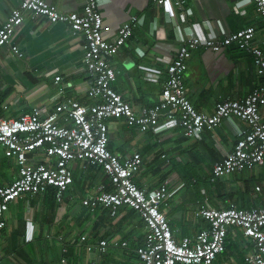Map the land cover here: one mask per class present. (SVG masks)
I'll list each match as a JSON object with an SVG mask.
<instances>
[{
    "label": "crops",
    "instance_id": "0c3cea01",
    "mask_svg": "<svg viewBox=\"0 0 264 264\" xmlns=\"http://www.w3.org/2000/svg\"><path fill=\"white\" fill-rule=\"evenodd\" d=\"M20 1L0 0V26ZM47 1L64 12L82 9L81 0ZM236 1L188 0L187 6L191 12L189 19L199 32L203 33L201 23L204 31L212 30L220 38L241 28L254 26L256 33L252 45L264 51V19L253 3L241 7V11L237 12ZM101 11L108 25L104 31L107 38H113L119 26L132 14H145L147 24L158 19L160 31L167 39H173V29L165 20L164 10L158 8L153 0H104ZM204 21L207 24L210 22V25L205 26ZM153 41L154 37L149 34L147 26L138 27L132 38L111 58V64L118 71L113 85L137 111L155 104L162 90L161 83L143 78V69L140 67L143 65L166 69V64L156 59L157 51L149 47ZM12 43L18 45L22 56L15 54L11 45L0 49L1 117H17L35 110L44 117L52 113L64 97L85 104L93 101L87 94L91 76L84 63L81 33L73 31L66 23H51L45 16L34 19L29 17L18 26ZM136 45L145 49V56H139L134 51ZM126 56H130L136 66L127 69L123 65ZM257 69L255 55L239 48L235 43L217 53L199 47L193 50L188 61L184 85L197 110L212 113L221 99L243 98L258 87L262 77ZM57 76L62 78L58 82L55 81ZM261 110L264 120V106ZM107 123L109 149L113 153L122 159L136 152L142 155V165L132 173V180L143 189L167 184L169 198L161 208L169 219L176 238L195 236L208 226L198 209L201 204L217 208L216 204L209 206L213 198H216L220 208L228 207L231 203L243 207L237 202L239 195L243 200L250 201L247 208L264 205L263 182L252 186L248 179L237 181L236 184L240 187L231 188L227 192L218 186L210 196L207 189L197 186L199 177L194 178L191 184L196 186V202H192L193 198L186 201L183 194L178 198L171 188L172 183L182 176L178 164H190L189 161L183 163L180 152L189 153L197 167L205 162L206 179L209 183H218L229 175L211 180L214 163L223 157L222 147L232 149L238 139L235 132L247 128L239 118L233 117L215 128H205L198 140L186 137L181 128L162 134L142 132L128 127L123 117H112ZM198 143L201 144L197 145ZM164 144L166 149L163 148ZM158 145L160 147L153 149ZM170 153L174 156H169ZM1 157L4 161L2 160L3 164L0 163V170L3 166H10L11 173H4L0 184L9 185L18 176L19 166L16 162H8V157L3 153H0V159ZM37 159L43 160V157L40 155ZM82 166V161L73 162V173L78 176V180L65 192L61 201L56 199L54 189L49 188L39 194H25L10 203L5 213L6 227L0 230V264H59L62 258L66 261L61 264H96L98 261L136 264L135 248L142 243L146 232L142 218L138 212L127 207L121 208L117 215L112 216L107 207L98 206L92 210L83 205L84 198L95 195L98 184L109 183V176L86 170ZM255 166L264 167V162ZM259 174L264 176V168ZM191 175L196 176L192 172ZM79 190L84 192L81 196L78 195ZM245 191L246 195L243 196ZM230 233L238 246L240 242L244 243L245 261L246 254L252 248L251 243L239 229H231ZM102 239L110 244L107 252L100 256L96 245ZM118 240L127 241L128 245L114 247L111 243ZM91 245L95 247L88 250ZM219 256L215 264L222 259L221 254ZM224 259L228 261L227 258Z\"/></svg>",
    "mask_w": 264,
    "mask_h": 264
},
{
    "label": "built area",
    "instance_id": "2783aa9c",
    "mask_svg": "<svg viewBox=\"0 0 264 264\" xmlns=\"http://www.w3.org/2000/svg\"><path fill=\"white\" fill-rule=\"evenodd\" d=\"M82 9L64 12L47 0H21L0 26V49L11 45L12 51L22 56L12 38L27 18L45 16L51 23L63 22L83 36L84 63L91 76L88 96L93 100L85 104L76 99L64 97L55 110L42 117L35 110L17 117L0 116V153L13 159L19 166V173L9 185L0 184V229L6 227L5 213L12 201L25 194L35 195L55 191L58 201L74 181L73 162L82 161L83 168L91 164L103 167L111 178L112 190L104 184L96 187L95 195L84 198L83 205L92 210L98 206L109 208L111 215L123 206L138 212L144 220L146 232L143 242L137 246L136 264H215L225 251L228 233L231 229L241 230L252 248L245 256V264H264V205L249 208L231 203L225 208L208 207L201 204L199 215L208 223L195 236L176 238L169 219L161 206L167 204L169 189L166 183L153 189L139 187L131 178L142 165L141 153L122 159L109 149V128L107 120L123 117L128 127L142 132L162 134L181 128L183 134L194 140L201 138L205 128H215L233 117L245 122L247 128L235 132L237 142L232 149L222 147L223 157L212 168L211 180L227 174L250 169L264 162V120L261 108L264 106V51L254 47L256 28L248 26L218 37L214 31L199 32L189 19L191 14L188 0H153L164 10L167 23L172 26L173 39H167L158 28V19L146 23L145 14H132L123 22L113 38H107L101 6L104 0H81ZM253 3L264 19V0H237L235 10ZM159 10V9H158ZM205 26L210 22L204 21ZM147 26L154 37L150 49L157 51L156 59L166 64V69L140 65L143 78L162 84L157 102L151 106L134 109L113 86L118 71L110 58L132 38L135 29ZM163 27V26H162ZM235 43L239 48L255 55L257 72L261 84L243 98H224L217 102L212 113L197 110L187 95L184 85L188 61L193 50L204 47L213 53ZM134 51L145 56V49L136 45ZM123 65L127 69L136 66L130 56ZM57 76L55 81L61 80ZM7 108V105H4ZM38 152L43 161L33 152ZM165 156V155H163ZM259 189V188H258ZM109 242L102 239L96 245L100 256L108 250ZM114 247H126L127 241H114ZM95 246H88L93 250ZM66 259L62 258L61 262ZM96 264H114L98 261Z\"/></svg>",
    "mask_w": 264,
    "mask_h": 264
},
{
    "label": "rangeland",
    "instance_id": "374dc122",
    "mask_svg": "<svg viewBox=\"0 0 264 264\" xmlns=\"http://www.w3.org/2000/svg\"><path fill=\"white\" fill-rule=\"evenodd\" d=\"M186 74V73H185ZM158 147H160V145H158L157 147H154L153 149H157ZM164 149L167 148V146L164 144L163 146ZM170 152V151H169ZM168 152V153H169ZM183 158V163L189 161L190 164H186L183 165L182 163H179V168L180 169V173H182V176L179 179H176V182H173L171 185L172 191L176 193L177 197L179 198L181 196V194H183L184 198L186 201H191L192 202H196L197 200V195L196 193V186H193L191 184V182L193 181L192 179L196 178L198 180L197 186L203 188L204 190H208V194L211 196L212 191L214 192V190L216 189V187H221L223 191H229L231 188H235L238 189L239 184H236L237 181L239 180H249V184L254 186L256 183H260L263 182L264 184V176H261L259 174L260 170H262L264 167L262 166H255L253 168L250 169H245L242 172H238V173H233V174H229L227 175L223 181H219L218 183L212 184L209 183L207 181V177H206V166H205V162L202 163L201 165H199L198 167L193 163L192 158L190 156L189 153L187 152H180ZM169 156H174V154L170 153ZM2 160L4 161V159H0V163L3 164ZM177 165V167H178ZM191 172L196 175V176H192ZM7 173L8 175L11 173V167L10 166H3L2 170H0V181L2 179H4L3 174ZM185 175H186V179H185ZM244 182V181H242ZM240 187V186H239ZM84 192L79 190L78 191V195L81 196ZM256 194V193H255ZM254 194V195H255ZM244 196L246 195V193L243 194ZM253 195V196H254ZM237 202L239 203L240 206H249L250 205V201H246L243 200L242 197L239 195V197L236 198ZM246 199H248V197L246 196ZM174 201H176L174 199ZM183 203V202H182ZM191 207H193V204H191ZM238 248L240 249V251L244 252L245 250V245L244 243L240 242ZM220 257V256H219ZM218 257V259H219ZM226 257V255H221V258L217 264H234L235 262H237L239 260L240 255H238L236 252L232 253L231 255H228L229 260L226 261L224 258Z\"/></svg>",
    "mask_w": 264,
    "mask_h": 264
},
{
    "label": "trees",
    "instance_id": "16d2710c",
    "mask_svg": "<svg viewBox=\"0 0 264 264\" xmlns=\"http://www.w3.org/2000/svg\"><path fill=\"white\" fill-rule=\"evenodd\" d=\"M110 61H111V58H110ZM114 87V86H113ZM115 88V87H114ZM110 119V118H109ZM108 119V120H109ZM124 119V118H123ZM108 120H107V122H108ZM125 120V119H124ZM201 143H198L197 145H200ZM33 154L38 158L40 155H39V153L36 151V152H33ZM6 160L8 161V162H10V161H13V162H15L13 159H9V158H6ZM5 160V162H7ZM40 161H43V160H40ZM15 164H17V163H15ZM18 165V164H17ZM88 168V169H87ZM91 170V171H96V172H98V173H105L104 172V169H103V167H98V168H95L93 165H91V164H86V170ZM72 170H73V168H72ZM17 177V176H16ZM15 177V178H16ZM73 177H74V181H73V183L71 184V185H73L77 180H78V176L77 175H75V173H73ZM108 177V176H107ZM107 180H109V183H110V181H111V178H110V176L108 177V179ZM109 183H105V187H106V189L107 190H112L113 188H112V186L109 184ZM70 188V187H69ZM249 189V188H248ZM248 189L246 190V191H248ZM246 191L244 192V193H246ZM243 195V194H242ZM244 196V195H243ZM226 200V199H225ZM211 204H216L217 205V208H220V207H218L219 206V204H217V200H216V198H213L212 200H211V202H210V205L209 206H211ZM125 207H127V206H125ZM123 208V207H122ZM127 208H129V207H127ZM130 209V208H129ZM221 209V208H220ZM131 211H134V210H132V209H130ZM143 220V219H142ZM144 222V221H143ZM145 224V223H144ZM0 230H2V229H0ZM143 242V241H142ZM237 253L238 255H240V257H239V260L237 261V262H235L234 264H245V261H244V255H245V251L244 252H242V251H240L239 250V248H238V245H237V243L234 241V240H232V236H231V233L229 234L228 233V237H227V241H226V249H225V251L224 252H222L221 253V255H226V257L225 258H227L228 260H229V257H228V255H231L232 253ZM61 261V260H60Z\"/></svg>",
    "mask_w": 264,
    "mask_h": 264
},
{
    "label": "clouds",
    "instance_id": "9594fccd",
    "mask_svg": "<svg viewBox=\"0 0 264 264\" xmlns=\"http://www.w3.org/2000/svg\"><path fill=\"white\" fill-rule=\"evenodd\" d=\"M131 178H132V177H131ZM98 185H99V184H98ZM108 191H110V190H108ZM83 200H84V199H83ZM83 200H82V201H83ZM82 204H83V203H82ZM123 207H125V206H123ZM127 207H128V206H127ZM121 208H122V207H121ZM121 208H120V209H121ZM129 208H130V207H129ZM120 209H119V211H120ZM119 211H118V212H119ZM117 214H118V213H117ZM117 214H116V215H117ZM114 216H115V215H114ZM143 221H144V220H143ZM144 223H145V222H144ZM145 227H146V226H145ZM171 227H172V226H171ZM4 228H5V227H4ZM2 229H3V228H2ZM138 246H139V245H138ZM136 248H137V247H136ZM136 248H135V251H136ZM136 256H137V254H136ZM215 262H216V261H215Z\"/></svg>",
    "mask_w": 264,
    "mask_h": 264
}]
</instances>
